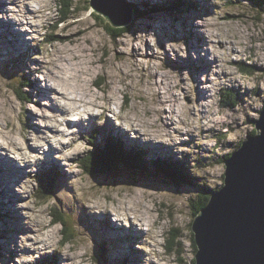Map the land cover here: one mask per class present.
I'll use <instances>...</instances> for the list:
<instances>
[{"label": "rangeland", "instance_id": "rangeland-1", "mask_svg": "<svg viewBox=\"0 0 264 264\" xmlns=\"http://www.w3.org/2000/svg\"><path fill=\"white\" fill-rule=\"evenodd\" d=\"M83 1H85L84 4H82ZM88 1L90 2V0H74L73 10H70L71 17H69V20L63 23L64 27L61 28V24H57L60 22V18H62V12H60L62 10V8H60L62 0H43L46 5L52 6L48 8L47 11L52 12L53 15L48 17L51 22L47 24L46 32L41 33V35L44 37L42 40H36L33 38L26 41L24 34H21L16 30L14 23L8 22V26L10 28H15L17 32L15 37L18 42L22 41L21 46L25 44V47L28 48H30V46L35 47L36 51L30 53V51H27L26 49H24V47L20 48V51L19 49L17 51H13L7 45L0 46V94L6 95V93H4V89L7 88L16 96L17 100H19L22 105L28 103L33 104V108L40 107V105L36 104L33 101V94H36L40 99H47V90L40 89L38 81H32L33 83L30 81L33 85L32 88L22 86L20 84L23 77L30 78V76L32 75V73H29L28 75L22 74L25 71V68H28L29 63L32 62L31 56L33 54H39V52L43 50L42 45L45 43H49L48 41L51 40L50 38H52V40H55L51 43H59L61 45L66 44L70 49L75 45H80V48L76 50L81 51L83 54L90 53L92 57V68L95 69L96 65H104L107 63H112L113 61L120 62L130 55V53L122 50L127 46L126 41L128 35L135 36L137 32L147 33L149 31H152L155 32L158 38V44L161 47V50L165 53L163 68L165 69V66L168 65L171 68V71H183L186 69L190 72L187 67H184L186 66L185 62L187 61L185 60V57H182V60L179 59L181 57H179L178 60L172 59L167 50L164 49V45L167 42L180 43L181 41H183L185 43V33L183 30H180L182 29V23L184 22V25L187 29L186 31L191 29V27H189V24H191V33L197 34L199 36L200 41H198L195 47L203 51L207 45L212 43V41H209L207 39L206 34H204V36L208 42L202 40L200 32L197 31V28L195 27V20H207L213 17L217 18L221 22H229V25L234 26L236 29L234 40L230 37V40L232 41L230 44H226L224 41H217V46L221 49L230 48V55L237 57V59H228L227 61H222L220 57H217V66L223 64L225 65V67H223L221 71L213 73V75H215L218 79L222 78L224 80H227L228 85L231 86H220L219 92L216 93V95L219 96V100H216L215 96L212 95L213 90L211 88L203 87V85L211 83V80L207 75L203 80H201V86H199L198 82L199 76L201 75L200 71L203 69V67L207 70L210 69L208 71L206 69H203V72L205 74L210 72L211 68L214 67L212 66L210 68H207V65H204L206 59L205 53V57L201 58L200 64L202 65L199 66V71L196 70L197 72H190V75L194 80L192 89H182V91L190 92L189 95L185 96V103L189 105L194 103L196 105L195 108L189 109L187 115L192 117L198 115L201 118V127L199 129H196L194 130V132L190 133H181V135L189 137L188 140L182 141V154L183 157H185L182 163L187 164L190 169L191 167H193L192 165L194 163L195 167L191 174V172H189V168L180 165L181 169L187 171V175H189L190 177L194 175L193 180H190L189 183L179 184L175 186L172 182H164L159 179L153 181L150 177H146L143 181L131 178L134 181L141 182L136 185L129 179L130 177L125 178L124 175H126V173L123 171L124 175H118L121 176L125 184L122 188L119 187V189L116 190L112 187L113 189L110 190L111 186H105L103 187V189L105 190H97L98 186L95 182L101 183V186H99V188L102 187L100 178H96L93 181L88 182V175L94 174L97 171L91 170V167H88L89 157H87L86 159L82 158L83 156H87L88 152L92 150L86 145L84 151L76 150L75 152L70 153L67 157V159L70 161V166L73 169L69 173L73 177L70 187H68L67 182L69 179H71V177H66L63 168H61L59 163L52 158L53 153L50 154L47 158L48 169H51V167L54 165L59 169L60 176L65 175L64 178L66 179H62L61 181L60 177L59 183H62L63 188L67 191L71 193L73 192L72 199L81 202L82 205L86 207V209L84 207L81 208L82 210L76 208L75 212H73L71 208L77 207L78 205L72 206L70 204L72 202V199L69 200L67 195L61 198L57 195L58 191L56 195L54 193L50 197L39 196V189L42 183L46 181L43 178V173H41V178H37L40 182L39 185L37 183L31 193H17L22 198L20 202H22V200L25 203L31 202L33 207L25 210L36 213L38 218L43 217V220H41L42 227L45 230H50L48 231V243L46 244L47 250L45 252H48L51 249H56L54 253H61L62 255L69 257L68 264H98L96 262V259L94 258V254L97 253L96 249H94L96 236L95 234H92V238L91 233L87 229H83L82 231H80L77 227L72 228L71 225L75 222V216L78 220L79 217L82 219L83 216L81 215L84 214L85 210L89 213V211L87 210V204L95 202V206H99L100 204L99 207H101V211L98 214H101L102 217L104 216L106 220L107 218H109V216H113L112 211L109 210L110 206H116L120 203L121 199L131 200L133 202L134 207L132 209L126 210L132 211L134 213L135 219L131 216L128 217V219H130L131 221V226L128 230V233L121 235V233L117 232L118 236L115 234V230H113L112 232H109L107 230L108 234L103 233L104 239L106 238L108 240V248L111 249L113 253L112 257L118 258L114 259V262H112V264H123V258L127 257L128 255L131 256L133 254L132 250L145 252V244L138 242L141 247H135V249L133 247V243L136 241V238L138 236H141L143 233L138 231V225L147 227V229L144 231L150 230L147 233L148 236L151 237L153 235L152 237L154 238H152V240L150 241H153L154 243H149V241H146L149 247H153V249H162V251H154L156 259L153 260L155 264H193L192 260L195 256L193 247V233L191 232V225L194 222L192 215L193 207L199 200V194L201 191H204V193L205 191L209 192V190L218 189L219 186L221 187L224 185V181L222 179H224V174L226 171L225 162L230 157L224 160L222 159V157L233 150L232 147L233 145L236 146V142L242 141L247 138V135H249L254 128V122H257L259 120V113L263 108H254L252 104H248V109L250 110H246L244 108V105L248 103V101L251 100L252 97L264 98V85L261 84V81H264V12H262L261 10H253L252 8H250L249 2L247 4H243L245 3L243 2L244 0H212V3H208V5H210V9L205 12L204 8L206 5H202L203 0H193L195 5L194 9L184 13H182L180 10H177L176 13L180 16L178 17V21L180 23L164 26L161 24L164 23V21L157 19L158 17L153 21H149L146 18H141L140 20H137L134 25L133 23L130 24V26L132 25L131 29L130 26L127 27L130 29L127 33H122L121 36L118 37L119 39L116 38L114 40L111 36L107 35L102 25L99 24L100 22L108 23V21L104 17H102V15L94 11L90 7V5L87 4ZM136 1L145 3L146 0ZM149 1H151L149 4H151L152 2L158 3V0ZM168 1L170 8H172L173 3L175 5H179L178 0ZM198 2H200V5ZM0 6H2V8H0V12H4L6 4L3 3V0H0ZM75 8H78V10H76ZM196 8L198 9L196 10ZM199 9L200 11H198ZM233 13H239L237 15L238 18ZM92 15L98 16L96 21H94L95 16ZM149 15H152V13H148V16ZM223 16H225L226 18ZM191 18L192 20H190ZM171 19L174 18H170L168 20ZM202 24L198 27L204 28L202 27ZM26 36L31 37L32 33L29 32ZM80 37H84L83 41L79 39ZM245 40L247 41V43L244 42ZM1 41L4 40L0 39V43ZM236 41H239V43H237ZM191 42L192 44L195 43L192 40ZM93 43H95L96 45L95 48L92 47ZM188 43L190 44L189 40ZM109 44H111V48H109ZM192 44H190V46H193ZM83 45H88V47H83ZM147 48L148 45L146 44L144 52L145 57H149ZM187 48L188 45L185 44V52ZM110 52L113 54L111 60L109 59ZM137 52H139V50L133 48L131 51V55L135 56ZM97 53H99L98 59L96 58ZM11 59H13L14 61L13 66L15 68L18 66L17 72L14 70L13 66L8 63L9 61H11ZM74 59H80V57L74 56ZM19 61L24 65L23 67L25 68H21V65L18 64ZM215 62L214 64L216 65ZM173 66L177 69H175ZM120 71L121 75H124L123 68H121ZM96 72L97 75L91 80V84L98 91H102L105 93L104 97L101 98L109 99L107 95L109 92L112 93L111 99L118 98L120 90L117 86L116 78L111 77L103 68L96 69ZM14 73H16V76L14 78H9V75H14ZM154 75L158 76L159 72L155 73ZM109 80L112 81L111 84L108 83ZM242 81H244V83H242ZM183 83L184 81L181 80V84ZM195 83H197L198 86H196ZM248 83H254L255 87H248ZM102 85L103 87H101ZM225 88L231 89L238 95L236 101V103H238L237 106L233 108L224 107V105L222 104L223 99L220 92ZM18 91H20L21 94H18ZM201 91H206L207 96L202 97L200 95ZM160 95L161 94L159 92L156 93L157 98H159ZM240 100H245V103H241ZM209 101H212V103H209ZM128 103L129 97L125 95L123 106L127 107ZM140 107L141 105H136L134 110H137ZM53 110L56 111L55 108H53ZM23 113L24 115L21 119V124L25 132H27L29 129H35L36 127H38L33 124V120L37 115V113L34 112L33 109L24 108ZM240 113H243V115L241 116ZM101 115H103V113ZM145 115L150 116V110L145 109ZM98 118L99 117L90 116V120ZM108 118L109 117L105 116V119ZM165 118L170 120V124L167 125L168 127H171L177 123L176 120H171V117L167 114L166 110ZM204 120H207L208 123L204 124ZM161 122H163V118ZM179 122L183 123L184 121L180 119ZM68 123L81 124L80 121H69ZM94 123V120H91L88 128H86L91 138H97L98 128L107 127L112 132L110 128L113 122H111L110 120L103 127H96ZM0 127H3L2 123H0ZM9 127H11V125H9ZM175 131L180 132L181 130L179 128H176ZM119 136H121V134ZM81 138L83 140L85 139L84 136H81ZM201 141H208V143H202ZM211 141L215 142L211 143ZM25 143L27 144L28 141L26 140ZM91 143L95 145L98 142L96 141ZM65 147H68V145H65ZM165 147L168 154L174 153L173 157L177 158V155L172 148H169L167 146ZM33 148L34 147H29V151L35 152ZM95 150L102 149H98L95 147L92 151ZM99 159L101 164L98 162ZM218 159H220L221 161H216ZM91 163L93 165V168H101L102 161L97 153L94 158L92 157ZM42 166L45 167L44 164L40 165V167ZM85 166L88 167L91 173H85ZM40 167L38 173L40 172ZM102 167L105 168L104 165H102ZM151 167L152 165L150 164L149 168L150 170H153ZM99 168L98 171H100ZM106 173L105 176L98 172L95 175H97V177L103 176L106 183L113 184L110 178H113L112 176L114 175V173L108 169H106ZM21 181H16L13 187L15 188L16 186H18ZM197 191L199 194L195 193ZM103 193L110 194L107 199L111 200L106 201V195H103ZM61 199L70 202L68 203V208H70L69 211L73 213L67 215L59 209L58 202ZM14 203L15 202L6 203L8 208L5 209V211H3V209L1 208V213L5 215V222L2 225L0 224V234L3 228L9 229V231H6L4 233V238L0 236V248H2V252L0 253V264H9V262L13 263V258L17 254L12 253L11 246L16 244L19 235L26 234L27 232L30 235L39 234L36 231V228L30 226L28 227L31 229V231H26V227H14L12 229L5 227L7 219H9L10 217H14ZM76 204L78 203L76 202ZM103 210L107 211V214L102 215ZM122 210L125 209H118V211ZM8 212L10 213V217L7 214ZM98 214L94 213L91 215L94 216ZM53 218H56V220L51 221ZM109 221L111 223L114 222L113 219H109ZM98 222L100 227L103 228V221L99 218ZM120 222L123 223V221ZM124 227L127 228L128 226L125 225ZM126 231L127 230H125V232ZM114 237H117V240L121 238L128 239L127 247L122 248L120 245H118V241L115 240ZM112 241L115 243V245H113L111 248L110 243H113ZM34 243L44 242L34 241ZM25 250L26 254H29V252L33 251H40V249ZM4 254H8L9 256L7 255V257H9V259L7 258L3 260ZM136 259L137 254L134 258L128 256L127 264H136ZM150 261L152 262V260ZM41 263L42 261H38L37 264Z\"/></svg>", "mask_w": 264, "mask_h": 264}, {"label": "clouds", "instance_id": "clouds-1", "mask_svg": "<svg viewBox=\"0 0 264 264\" xmlns=\"http://www.w3.org/2000/svg\"><path fill=\"white\" fill-rule=\"evenodd\" d=\"M244 2L247 4L248 0H244ZM3 3L6 4V8L4 12H0V21L14 23L16 30L21 34L32 33L31 37H25L26 41L33 38L36 40L44 38L41 33L46 32L47 24L51 22L48 17L53 15L52 12L47 11L52 7L51 5H46L43 0H3ZM202 23L205 27H198ZM60 27L63 28L64 24H61ZM195 27L199 32H204L207 39L212 41L200 52V58H204L205 53H208L206 57L208 62H211L214 56L220 57L222 61L237 59L230 55V48L221 49L217 46V41L230 44L232 42L230 37L234 40L236 29L234 26H230L229 22H221L215 17L207 20L197 19ZM79 39L83 41L84 37ZM236 42L239 43V41ZM244 42L247 43L246 40ZM126 44L127 46L122 50L130 55L123 61L96 65L94 69L92 68L91 54H83L76 50L80 48V45H75L70 49L66 44L45 43L39 54L31 56L32 62L22 74L32 73L30 79L33 82L38 81L40 89L47 90L48 98L40 99L36 94H33V101L40 105V107L33 108V104L22 105L7 88L4 89L6 95L0 94V123L3 124V127H0V158L11 159L20 169L25 170L23 180L14 188L15 193L32 192L37 184L39 167L45 163L46 154L50 150L53 153L52 158L59 163L64 173L71 177L67 182L70 187L73 177L69 173L73 169L67 157L76 150H85L86 141L81 138V127L88 128L91 120H94L96 127H103L110 120L114 127L126 132L130 140L167 146L173 149L178 159H183L182 141L188 140L189 137L181 135V133L194 132L201 127V118L198 115L195 117L187 115L189 109L195 108L196 105L194 103L186 104L185 96L190 92L182 91V89H192L193 77L186 69L170 71L163 68L165 53L158 44L155 32H137L135 36L128 35ZM146 44L149 57L154 58L145 57ZM184 45L183 41L180 43L167 42L164 49L174 60H178L179 57H185L187 60L189 52L188 50L184 51ZM83 47H88V45H83ZM92 47H96L95 43ZM109 48H111V44H109ZM133 48L139 50L135 56L131 55ZM207 49H210L211 55ZM74 56L80 57V59H74ZM112 57L113 54L110 52L109 59L111 60ZM96 58H99V53ZM191 59L193 61L198 59L195 52H192ZM223 67H225L223 64L212 67L210 72L199 76V86L206 75L210 78L211 83L203 85V87L211 88L212 95L216 100H219L216 93L219 92L220 86L228 85L227 80L218 79L213 75L214 72L221 71ZM99 68H103L111 77L116 78L120 90L118 98L111 99V92L107 94L109 99L101 98L105 93L92 86L91 80L97 75L96 69ZM121 68H123L124 75H121ZM157 72L159 75H154ZM181 80L184 81L183 84H181ZM111 82V80L108 81L109 84ZM195 84L198 86L197 83ZM261 84L264 85V81H261ZM248 87H255V84L248 83ZM157 92L161 94L159 98L156 96ZM125 95L129 97L127 107L123 106ZM248 104H252L254 108H262L264 107V98L252 97L244 105L246 110H250ZM136 105H141V107L134 110ZM24 108H31L37 113L33 124L39 127V133L34 129H29L27 132L23 130L21 119L24 115ZM53 108L56 111H53ZM145 109L150 110V116L145 115ZM165 110L171 120L177 121L175 125L167 126L170 124V120L165 118ZM102 113L103 115H101ZM240 115L242 116L243 113ZM90 116L99 118L90 120ZM105 116L109 118L105 119ZM162 118L163 122H161ZM180 119L184 122L180 123ZM69 121H80L81 124H69ZM203 123L207 124L208 121L204 120ZM176 128L181 131H175ZM201 142L208 143V141ZM214 142L211 141V143ZM29 147H34L37 151L30 152ZM57 195L61 198L67 195L69 200L72 199V193L64 188H61ZM16 207L23 217L24 226L36 228L39 234L30 235L27 232L19 235L16 244L11 246L12 251L17 252L13 258V264H37L47 250V237L50 230H45L42 227L43 217L38 218L36 213L25 210L33 207L31 202L25 203L22 200ZM133 207V202L125 199H121L116 206H110L113 223L123 221V224H115L118 227H124L128 224V217L131 216L135 219L134 213L126 210ZM118 209L125 210L118 211ZM87 210L90 214H98L101 211L95 206V202L88 203ZM34 241H44V243H34ZM149 243L154 242L149 241ZM139 247L141 245L138 243L136 248ZM25 249H40V251L25 254ZM157 250L162 251V249L145 246L147 252L154 253ZM153 259H156L155 255H144L143 264H149V261Z\"/></svg>", "mask_w": 264, "mask_h": 264}, {"label": "water", "instance_id": "water-1", "mask_svg": "<svg viewBox=\"0 0 264 264\" xmlns=\"http://www.w3.org/2000/svg\"><path fill=\"white\" fill-rule=\"evenodd\" d=\"M89 5L113 28L133 21L126 0H90ZM254 127L225 162L224 185L194 217L195 264H264V107Z\"/></svg>", "mask_w": 264, "mask_h": 264}, {"label": "bare ground", "instance_id": "bare-ground-1", "mask_svg": "<svg viewBox=\"0 0 264 264\" xmlns=\"http://www.w3.org/2000/svg\"><path fill=\"white\" fill-rule=\"evenodd\" d=\"M200 1V0H199ZM151 1H149V0H146V2H145V5H147V4H149ZM211 3V0H203V3H202V5L203 6H205V5H207L208 3ZM244 2V1H243ZM242 2V3H243ZM215 3V2H214ZM225 4V3H224ZM243 4H245V3H243ZM155 7H157V3H154V2H152L151 4H149L148 6H147V8L148 9H151V8H155ZM216 7V6H215ZM219 7V6H218ZM246 7V6H245ZM0 8H2V6H0ZM198 9V8H197ZM196 9V10H197ZM163 10V9H162ZM195 11V10H194ZM198 11H200V9L198 10ZM239 13H241V12H239ZM238 13V14H239ZM226 14V13H225ZM234 14V13H233ZM237 13H235L234 15L237 17V15H238ZM223 17H225V16H223ZM190 18V17H189ZM226 18V17H225ZM238 18V17H237ZM205 19V18H204ZM190 26L189 27H191V29H192V26H191V24H189ZM201 26V25H200ZM202 27H205V25H203L202 24ZM188 29H190V28H188ZM191 29L190 30H188V31H186V36L188 37V40L190 41V44H192V42H191V40L192 41H194L195 43L194 44H192L193 46H191V47H194L196 50H195V53H196V55H197V57H198V59L197 60H195V63H196V65L197 66H199V65H201L200 64V61H201V58H200V54H199V52L201 51V50H199V49H197L195 46H196V44L198 43V41H200V38H199V36L197 35V34H192L191 33ZM197 31H198V29H197ZM17 34V32H16V30H15V28L13 27V28H10L9 26H8V23H4V22H2V21H0V39L1 40H4V41H1V43H0V46H5V45H7V46H10L11 47V45L9 44V42L10 43H12V45L14 46V47H16V48H18V49H20V48H23V47H25V44L23 45V46H21V43H22V41H19V42H17L16 41V37H15V35ZM26 35H27V33H25L24 34V36L26 37ZM62 40V39H61ZM202 40H204L203 39V37H202ZM210 41V40H209ZM47 42V41H46ZM231 50V49H230ZM208 51H209V49H208ZM211 53V51H209V54ZM207 55H208V53H206V57H207ZM211 55V54H210ZM180 60H182V57L181 58H179ZM217 59L215 58L214 59V61H211V62H208L207 61V58L205 59V62H204V65H207V68H210V67H212V66H214V67H216V65L214 64V62L216 61ZM194 61L193 60H191V58H190V55L188 56V59H187V61L185 62V64H186V66H184V67H187L189 70H191L192 68H194ZM207 70V69H206ZM208 70H210V69H208ZM201 72V75H203V74H205L204 72H203V70H201L200 71ZM221 73V72H220ZM200 74V73H199ZM222 74V73H221ZM250 74V73H249ZM225 79H227V78H225ZM208 80V79H207ZM27 86H29V84H27ZM53 110V109H52ZM54 111V110H53ZM202 113V112H201ZM255 123V122H254ZM95 124V123H94ZM111 130H112V132L107 128V127H103V128H98V135H97V138L95 139V141H97L98 143H96L94 146H92V147H89L90 146V141H92V139L93 138H91L90 137V135L88 134V132H87V130L85 129V128H83V127H81V132H82V136H83V134H87V135H84V140L86 141V145L89 147V148H91V149H94L95 147L96 148H98V149H103L104 148V143H105V141H106V138H107V136L108 135H115V136H117V137H120L124 142H125V144L129 147V148H132V146H136L138 143H139V140H136V141H132V140H130L129 139V137H128V135L125 133V132H123L122 130H120V129H118V128H115L114 126H113V124H112V126H111V128H110ZM36 132H40V129L38 128V127H36L35 129H34ZM94 130V129H93ZM203 131V130H202ZM124 133H125V135H124ZM121 134V136H119ZM143 146H147L146 144H144ZM153 150H155V151H160V152H166V147L165 146H163V145H159V146H157V145H151L150 146ZM157 149V150H156ZM108 151H112V150H108ZM128 151H129V149H128ZM93 154H95V152H93ZM121 155V154H120ZM116 156V155H115ZM118 156V155H117ZM122 156H123V154H122ZM157 156H158V154H157ZM87 156H83L82 158H86ZM159 157V156H158ZM120 158V157H119ZM120 160H121V158H120ZM126 161H128V162H134L135 161V157H133L132 156V154L130 153V152H124V156L122 157V160H121V164L122 163H124V162H126ZM78 163V162H77ZM79 164V163H78ZM113 165V164H112ZM52 167H56V166H52ZM133 168H137V169H150L149 168V165H147V164H135L134 166H133ZM153 170H155V171H157L158 172V170L154 167V166H152L151 167ZM22 174H25V170L24 169H20L18 166H17V164L14 162V161H12L11 159H8V158H0V202H5V203H11V202H15L16 204L18 203V202H20L21 201V196L20 195H18L17 193H15V191H14V187H13V185L16 183V181L19 179V177L22 175ZM66 177L68 178L69 176H67L66 175ZM63 179H66V178H63ZM42 181H44V180H42ZM189 182V181H188ZM187 182V183H188ZM4 183V184H3ZM45 183H48V182H45ZM166 184H168V183H166ZM51 185V184H50ZM52 186V185H51ZM53 187V186H52ZM54 188V187H53ZM55 189V188H54ZM59 192V191H58ZM68 197V196H67ZM13 204V207H14V216L16 217V225H15V228L16 227H25L24 226V224H23V219L19 216V214H20V212H19V210L17 209V207H16V204ZM99 206H100V204H99ZM99 206H96L97 208H100L101 209V207H99ZM65 208V210L66 211H68L69 212V209H67L66 207H64ZM84 208L86 209V207L84 206ZM72 209V211L73 212H75V209H76V207H72L71 208ZM85 213L86 214H89V215H91L90 213H88L86 210H85V212H84V214L83 215H85ZM105 214H107V211H105V210H103V212H102V215H105ZM58 216V215H57ZM112 216V215H111ZM99 218L103 221V222H105L106 220H105V218H104V216L102 217L101 216V214H98V215H94V216H92L91 215V221L92 222H90L89 220H86L85 218H82V220H84V221H86V222H88L89 224H91V227L96 231V232H98L99 233V230L102 232V234L104 233L105 234V232H103V230L99 227L100 225H99V222H98V220H99ZM60 219V218H59ZM56 220V218L55 219H52L51 221H55ZM113 230H115V234L117 235V232H119V233H121V235H123V234H125V233H128V230L125 232V230H121L120 229V227H118V226H116V225H114L113 227H111L110 228V230H108L109 232H112ZM118 236V235H117ZM117 238V237H116ZM5 242V241H4ZM40 242H44V241H40ZM104 242H105V244H104V246H105V249H106V251H107V254L105 255L106 256V260H109V262H110V264H112V262H114L113 260L114 259H118V258H114V257H112L113 256V253H112V251H111V249H109L108 248V246H109V244H108V240L105 238L104 239ZM6 245V244H5ZM13 253H15V251H13ZM132 255L131 256H129V257H136V253H137V264H142L143 263V259H141L142 258V255L143 254H141V252H139V250L137 251V250H132ZM12 254V253H11ZM56 253H53V255H51V258L52 257H54V255H55ZM8 255V254H7ZM7 255L6 254H4V258H3V260H5V259H9V257H7ZM57 255H59V254H57ZM9 256V255H8ZM69 258V257H68ZM57 262H58V264H66L65 262H63V261H61L59 258L57 259ZM109 264V263H108ZM150 264H154L153 262L152 263H150Z\"/></svg>", "mask_w": 264, "mask_h": 264}, {"label": "trees", "instance_id": "trees-1", "mask_svg": "<svg viewBox=\"0 0 264 264\" xmlns=\"http://www.w3.org/2000/svg\"><path fill=\"white\" fill-rule=\"evenodd\" d=\"M73 1L74 0H62V2H61V4H60V8H62V10L60 11V12H62V18H60V22L57 24V25H60V24H63V23H65L67 20H69V17H71V13H70V10H73ZM251 3H252V5H253V8L252 9H255V10H257L258 8L259 9H264V0H249ZM85 3V1H83L82 2V4H84ZM135 3V2H134ZM87 4L89 5L90 4V2L88 1L87 2ZM128 4H129V6L133 9V14H134V20L135 21H133V25L135 24V22L137 21V20H139V19H141V18H143L144 19V16L145 15H147L148 14V12H150V11H158V10H161V9H167L168 11H169V13L170 14H175L176 12H177V10H182V7H187V8H189V6L191 5V3H188V2H186L185 0H178V4L179 5H175L174 3H173V6H172V8H169L170 7V5H168L169 7H159V6H157V7H155V8H151V9H148L147 8V6L149 5V4H147V5H145V3H141L140 1H138V4H131V3H129L128 2ZM63 9H65V10H63ZM76 10H78V8H75ZM161 11H163V10H161ZM254 14V13H253ZM92 16H95L94 17V21H96V19H97V15H92ZM102 18V17H101ZM102 20H105V19H102ZM107 22V21H106ZM109 23V22H108ZM108 23H104V22H100L99 24L100 25H102V27L104 28V30L106 31V33H107V35H109V36H111L114 40L116 39V38H118V37H120L121 36V34L122 33H127L130 29H131V26H130V29L129 28H124V29H116V28H113L111 25H110V23L108 24ZM148 27V26H147ZM119 39V38H118ZM117 39V40H118ZM54 40H49V43H51V42H53ZM15 76L13 75V74H11V75H9V78H14ZM18 94H21V92L20 91H18L17 92ZM227 95L229 96V98L230 99H232L231 100V104L233 105V103L235 102V100H236V96H237V94L235 93V92H230V91H228L227 92ZM22 96V95H21ZM23 97V96H22ZM255 133V127L252 129V131L250 132V134H254ZM249 134V135H250ZM242 141H239V142H236L235 143V149H237L238 147L240 148L241 146H242ZM235 149H233L232 151H230L227 155H225L224 157H222V159L224 160V159H228L229 157H231L232 156V153H233V151L235 150ZM93 150V149H92ZM89 151L88 152V154H87V157H89V166L88 167H91V170H95V171H97L98 173H102V172H100V171H103L102 169H103V167H102V165H105V164H109V163H112L113 165H114V169H116V170H120L119 168H117V164H121V160H122V158H121V160H120V158H118L117 156H115V154H112V155H106V154H104V153H100L99 154V152H96L97 153V155H99V157L101 158V161H102V165H101V168H99V170L100 171H98V168H93V165H92V157L94 158L95 157V155H96V153L95 154H93V152H95V151ZM109 152H112V151H109ZM114 153V152H113ZM86 157V158H87ZM91 157V158H90ZM110 157H111V159H110ZM86 158H84V159H86ZM219 161H221V160H219ZM98 162L101 164V162H100V159L98 160ZM218 163H220V162H218ZM122 165L127 169V168H130L131 170H134V169H132L133 168V166L135 165L134 163H132V162H128V161H126V162H124V163H122ZM88 167H84V171H85V173H88V172H90V170L88 169ZM179 170V169H178ZM97 172H95V173H97ZM165 174H164V177H165V179L166 180H168L169 182H172L175 186H177V185H179V184H187V182L189 181L190 182V180H192L193 179V177H190L189 175H187V174H184V173H182V174H179L178 173V171L177 170H164L163 171ZM91 173V172H90ZM89 174V173H88ZM88 176H90V174L88 175ZM125 176V178H128L126 175H124ZM190 178H192V179H190ZM116 177V176H115ZM223 180V179H222ZM188 182V183H189ZM136 185L137 184H139V183H141V182H139V181H135L134 182ZM43 188H41L40 190H39V196H43V197H45V196H48V194L50 193V190H51V188H52V186L49 184V182L48 183H45V182H43ZM194 186H196V185H194ZM206 193H210V191L208 192V191H205ZM212 192V191H211ZM209 199H210V196L208 197L207 195H205V197H201L198 201H197V203L194 205V207H193V212H192V214H193V217H195L197 214H198V212L202 209V208H204L206 205H207V203H208V201H209ZM105 200L106 201H110L111 199H107V198H105ZM54 219V218H53ZM58 222V221H57ZM63 238H64V235H63ZM104 244H105V242H104ZM193 247H194V253H195V251H196V247H195V243H194V241H193ZM104 252H105V255L107 254V251H106V249H105V246H104ZM12 253H13V251H12ZM95 259H96V262L97 263H99V264H105V260L107 259L106 258V256H105V260L101 257V255L99 254V252H97V254L95 255V257H94ZM95 261V260H94ZM192 263L193 264H195V259L193 258V260H192Z\"/></svg>", "mask_w": 264, "mask_h": 264}]
</instances>
